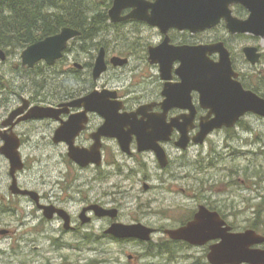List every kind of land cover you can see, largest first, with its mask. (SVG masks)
<instances>
[{"label": "flooded vegetation", "instance_id": "flooded-vegetation-1", "mask_svg": "<svg viewBox=\"0 0 264 264\" xmlns=\"http://www.w3.org/2000/svg\"><path fill=\"white\" fill-rule=\"evenodd\" d=\"M113 5L114 0H112L111 7ZM231 8L233 15L239 19H247L251 14L250 10L242 3L234 4ZM132 11L133 8H125L121 15L127 16ZM127 22H136L148 26V28H157L160 40L157 44L151 46L158 47L162 44H166L171 48H188L190 55L196 52L199 57H190V61L193 60L199 63L206 61L219 62L221 53L219 51L210 52V50H207V46H216L217 44L223 45L229 53L233 71L237 74L233 75L232 78L240 82L245 90L253 91L264 98V65L261 66L262 62H264V48L261 45L264 36H259L252 32H231L225 19H222L220 23L212 28L197 32H193L189 29L181 30L178 28H170L168 32L164 33L159 27H153L146 22L134 19L113 23L120 24ZM70 45L71 44H69L68 48L64 51L63 59L65 60L69 57V51H71ZM150 47L147 50V59H144L145 64L147 63L149 67H154L157 70V79L155 81L158 84L157 91L152 93L148 92L147 89L143 91L132 89V83L130 86L117 88L113 86H103L101 88L117 90V97L113 100H118L122 103L119 111L121 115L129 113L132 119L141 124H149L151 122L153 125L152 128L141 129V131L142 134L149 135L152 138H156L158 135L164 133L162 129L158 130V125L154 127V123L158 122V120L163 125L170 124L174 119H177V122L183 123L186 122L187 117L190 118V115L193 114L194 116L191 115V121L186 123L188 135L187 147L183 149L177 145L182 133L179 129L173 127L166 140H157V144H160L165 150V162L163 164L158 154L153 149L140 150L137 134L135 132L130 134L134 129L133 125L126 123L123 124L122 129L127 136L131 137L127 150H124L120 146L118 138L102 136L100 137L101 161L99 164L90 163L86 166H80L69 156L68 157L71 162L80 169L92 172L95 178L107 179L118 177L128 179L129 181L133 178L137 179V182L143 183V191L148 192L152 189L156 190V198L154 199L158 204V185L155 187L149 186L147 181L155 178L158 182V178L160 181L161 177L174 176L175 172L173 170L176 168L185 169L182 159H173V150L177 152H186L194 146H203L210 135L223 130L232 131L240 125H243L244 119L249 116L261 117L262 119H264V117L256 113L248 112L242 116L233 127L223 126L220 129L213 130L206 136L203 143L195 141V138L201 131L202 120L206 118L211 120L214 115H210V108L202 105L201 93L196 89L190 93L191 101L189 106H173L166 110L164 103L167 97L163 92L166 83L176 84L181 82V77L177 70L181 66L182 61L174 60L168 73L170 78L163 79L161 64L159 62L152 63L149 59ZM246 48L256 49V53L259 54V58L256 62L249 59ZM108 52L109 51L106 49L108 69L104 75L108 71H113L116 75H120L124 72L125 68L129 66V57H126L128 58L126 64L114 65L111 61L112 57H109ZM112 56L114 57L116 55ZM120 57L124 58L125 56L121 54ZM76 63L77 62H73V65H69V67L64 69V75L67 78L76 79L75 90L69 87L70 91L73 90L72 93L55 100H49L46 96L41 97L37 95H32L27 98L30 102L29 110L35 106L58 108L61 112L57 119L43 118L25 120L16 123L12 129H10V127H4L2 124L0 125L2 133L7 132V135L16 134L20 138L21 144L19 151L24 161V169L16 173V179L20 189L32 192L21 194L11 190L10 186L12 185L13 177L10 174V161L0 152V157L4 161L2 166L4 167L6 163L8 166L7 182L9 179L11 180L8 189L5 190L6 187H4L5 191L0 190V264H250L248 262L223 263L219 261L221 256L226 255L233 249L246 247L248 250H264V242H251L253 238H256L255 234L264 237V219L261 218L263 214L255 212L254 216L251 218L240 219L236 217L237 215L234 213L236 209L235 206H230V204L223 203L222 201L212 200L210 193L213 191L205 186L189 187L191 191L188 194L191 201L187 204L190 203V205L186 206L182 204L180 206H174L175 208L185 207L188 209L186 215L177 219V217L169 216L165 214L166 212L162 211L164 217L161 219V222L164 221V223L158 224V217L154 223L148 222L146 219L147 214L150 213L147 212V208L144 207L145 205L142 202L141 196L137 197L139 203L137 204L136 210H138V212L133 209L123 213V209L125 208L124 205L121 201L117 200L118 198H116V195L112 193L114 191H111L114 187L94 201L88 199L81 200L80 202L82 205L80 211L74 213L67 208V201L65 198L61 197L60 194H55L53 188H41L33 186L29 181L23 182V178H26V176L23 177V174L28 169L24 146L26 142L33 141L34 139L31 137L30 131L26 129L19 130L20 126L34 122L44 123L47 126L49 123H53L54 127L52 128L51 137L47 136V138H42L41 140H47L49 143L55 145L65 144L67 146L66 142L62 141L57 143L53 140L55 132L64 122L70 120L71 117L82 113L84 107H72L63 104L81 98L90 93L93 89L99 88L96 86V82H94V86L86 93L80 91L82 90V73L87 70L93 79V67L95 63L90 67H86L82 64L78 67ZM140 74H142V72H140ZM23 98L26 97H21V104ZM19 106L20 104L14 109ZM28 109L25 111V114L29 112ZM7 117L8 116H6L3 121L6 120ZM19 117L20 116H18L14 122L17 121ZM86 117L87 121L84 123V128L75 139V144L82 148H90L96 142L95 134L105 122L104 117L98 112H88ZM153 140L155 141V139ZM4 143L5 140L0 137V148ZM110 145H112V148ZM194 159L203 164L200 165V167H196ZM204 162L205 159L194 157L188 160L189 164L187 166H192L191 170L197 172L201 171L203 167L205 171L206 165ZM189 176L188 173L185 175V177ZM58 183L60 184L61 182L58 181ZM61 186H59L60 189H62ZM53 187L56 188L55 185H53ZM126 187L127 185L124 188ZM1 188L3 189L2 186ZM137 188L138 187L131 185L126 191L124 190L120 194L123 195L131 191H136L138 193ZM166 189L171 193H178V189H181V193L184 194L188 192L182 187H166ZM173 189H175V191H172ZM62 193H64V191H62ZM94 207L99 208L100 212H96ZM200 212L207 213L208 215L212 213L216 214H213L212 218H206V224L203 223L204 226L197 225L194 227V233L191 239L178 238L170 235V231L186 227L191 222L195 221L196 216ZM126 214L130 216V218L123 220ZM155 214L157 216L159 215L158 207H156ZM99 221L107 225V227L103 226L101 232L97 228ZM115 224H141L152 229V232L149 235V239L140 237H120L113 232ZM247 231H252L254 233L244 242L241 241L242 239L238 240L240 234ZM68 238L71 240L68 241ZM82 241L85 243L80 244ZM83 244L87 245L85 249L82 248ZM93 244H99L100 247L98 248L95 246L93 248L91 247ZM113 246L122 249L121 253H125L127 256L126 262H124L122 258L120 259L112 255L111 249ZM127 248H134L135 251L125 252ZM66 250L79 253L92 252L99 256H106V258L88 257L89 259L83 263V260H81V257L84 259L83 255L79 258L80 261H78L75 253L66 255L64 253ZM215 251L216 254H213ZM214 255L218 257L214 258L215 262L212 261V256Z\"/></svg>", "mask_w": 264, "mask_h": 264}, {"label": "rangeland", "instance_id": "rangeland-1", "mask_svg": "<svg viewBox=\"0 0 264 264\" xmlns=\"http://www.w3.org/2000/svg\"><path fill=\"white\" fill-rule=\"evenodd\" d=\"M70 2L84 9L89 8L91 16L99 12L108 13L112 5V0H71ZM159 40L160 35L157 28H148V26L136 22L114 24L109 18L105 22V26H102L99 34L90 42L92 46L88 52L83 50L80 39L72 40L70 42L71 51H69V57H67L69 60L63 59L54 67H48L47 73L41 70L43 68L42 65H45L43 63L38 67L37 70H40L38 72L37 70L36 72L28 71L27 68L23 67L21 55L24 49L18 55L9 56L5 63L0 62V72L6 82L12 84L13 91L8 92L7 95L2 94L3 96H0V125L10 112L21 104L22 96L28 98L32 95H45L49 100L60 98L57 95L67 90L65 88L67 87L66 85L70 87L76 84H66L67 78L62 70L69 67V65H73V62L89 67V64L95 63L102 47L109 51V57H113L112 55L120 56L121 54L125 56L124 58L129 57L130 64L120 75H116L113 71H108L105 75H102L99 81L92 80L96 82V86L99 88L103 86L117 88L130 86L132 83V89L139 91L147 89L148 92L154 93L157 91L158 85L155 82L157 70L154 67H149L147 63L145 64V59L148 56V48L157 44ZM261 45L264 48V40H262ZM262 65H264V62H262ZM82 77L87 80L92 79L91 74L89 77L87 70L82 73ZM87 89L80 91L86 93L90 90ZM45 125L44 123L34 122L23 124L19 128V130L26 129L30 131L31 137L34 139L26 142L24 146L28 169L23 174V177L26 176V178H23V182L29 181L33 186L41 188H53L55 194H60L61 197L65 198L67 208L74 213L80 211L81 200L94 201L114 187L111 191H114L112 193L124 205L123 213L133 209L136 210L139 203L137 197L141 196L144 207L150 213L146 217L148 222L154 223L158 217V224H161L164 223V221L161 222L164 217L162 211L169 216L177 217V219L187 214L188 209L185 207L175 208L174 206L190 205V203L187 204L191 201L188 194L191 191L189 187L205 186L212 189L213 192L210 193L212 200L222 201L230 204V206H235L234 213H236V217L240 219L251 218L255 212H260L263 214L261 218L264 219V203H262L264 202V119L261 117L249 116L244 119L243 125L232 131L223 130L212 134L203 146H194L186 152L173 150V159H182L185 169L176 168L173 170L175 172L174 176L161 177L160 181L158 178V182L155 178L147 181L149 186L155 187L158 185V204L154 199L156 198V190L143 191V183L137 182V179L133 178L129 181L118 177L95 178L92 172L80 169L69 159L68 148L65 144L55 145L47 140H41L52 135L54 124ZM110 147L112 148V145ZM194 157L205 159V171L203 167L201 171L197 172L191 170L192 166H187L189 164L188 160ZM194 161L196 167H200L203 164L195 159ZM3 164L4 161L0 157V188L1 186L3 187L0 190H4V187H6L5 190L8 189L11 182L10 179L7 182V163L4 167L2 166ZM187 173L190 175L189 177H185ZM58 181L61 183L59 184ZM126 185L127 187L124 188ZM131 185L138 187V193L131 191L123 195L120 194ZM59 186L65 190L60 189ZM166 187H182L188 192L184 194L181 193V189H178V193H171ZM172 191H175V189ZM156 207H158V216L155 214ZM136 211L138 212V210ZM129 218L130 216L126 214L123 220ZM103 226L107 227L106 223L99 221L97 228L100 232L103 230ZM70 240L68 238V241ZM82 243L85 242H80V244ZM95 246L100 247L99 244H93L91 247L94 248ZM86 247L87 245L83 244L82 248L85 249ZM111 251L113 256L122 258L126 262L127 256L125 253H121L122 249L113 246ZM128 251L134 252L135 249L127 248L125 252ZM64 253L66 255L75 253L78 261L83 255L84 259L81 257L83 263L89 259L88 257L106 258V256H99L92 252L79 253L66 250Z\"/></svg>", "mask_w": 264, "mask_h": 264}, {"label": "water", "instance_id": "water-1", "mask_svg": "<svg viewBox=\"0 0 264 264\" xmlns=\"http://www.w3.org/2000/svg\"><path fill=\"white\" fill-rule=\"evenodd\" d=\"M237 3L244 4L250 10L251 14L247 19H239L233 15L231 7ZM125 8H133V11L127 16H122V11ZM109 17L112 22L130 19L140 20L150 26L159 27L164 33L168 32L170 28L189 29L193 32L202 31L216 26L222 19H225L231 32H252L256 35L264 36V0H114V5L109 10ZM80 34V30L66 26L59 33L29 45L21 55L23 65L32 68L41 61L46 62L50 66L54 65L64 56V51L68 47L69 41ZM207 50H210V52L219 51L221 53L219 62L206 61L199 63L193 60L190 61V57L198 58L199 55L196 52L190 55L188 48H171L166 44H162L158 47L151 46L149 49L150 61L161 64L163 79L170 78L168 73L174 60L182 61L181 66L177 70L181 77V82L176 84L166 83L163 92L167 97L164 103L166 110L173 106H189L191 101L190 93L194 89L201 93L202 105L211 109L210 115L214 116L211 120L207 118L202 120L201 131L195 138V141L200 143H203L206 136L215 129H220L223 126L233 127L248 112L264 117V98L253 91L245 90L240 82L232 78L233 75L237 74L233 71L229 53L223 45H210L207 46ZM246 53L253 62H256L259 58L255 48H246ZM7 58L6 50L0 47V62H5ZM111 61L114 65H123L128 62V58L114 56ZM76 65L80 67L81 64L76 63ZM107 69L106 49L102 47L93 67V79L99 80ZM117 94V90L108 88L102 90L94 89L81 98L63 104L72 107H84L82 113L64 122L56 130L53 138L57 143L62 141L67 143L68 155L74 162L80 166H86L90 163L99 164L101 161L100 137L102 136L118 138L120 146L127 150L131 137L127 136L122 129L123 124L126 123L133 125L134 129L130 134L134 132L137 134L140 150L153 149L163 164L165 162V150L160 144H157V140H166L173 127H176L182 133L177 145L183 149L187 147L186 123L191 121L193 114H191L192 116L190 115V118L185 117L186 122L183 123L174 119L170 124L163 125L158 120V122L154 123V127L158 125V130L162 129L164 133L152 138L149 135L142 134L141 131V129L152 128L151 122L149 124H141L132 119L129 113L123 115L119 113L122 103L118 100H113L117 97ZM29 105V100L23 98L22 104L11 111L2 125L12 129L16 123L25 120L57 119L61 112L58 108L50 106H35L29 110ZM27 109L29 112L25 114ZM88 112H98L104 117L105 122L95 134L96 142L90 148H82L75 144V139L84 128ZM18 116L20 117L14 122ZM0 137L5 140L0 152L10 161V174L13 177V182L10 186L11 190L21 194L32 193L29 190L20 189L16 179L17 171L24 168V162L19 151L20 138L16 134L7 135V132L2 133L1 129ZM94 209H96V212H100L99 208L94 207ZM213 214L216 213L208 215L200 212L196 216L195 221L188 226L169 233L173 237L191 239L194 227L197 225L201 226L203 223L206 224L205 219L212 218ZM113 232L120 237L149 239L152 229L141 224H115ZM253 233L252 231L242 233L238 240L242 239L241 241L244 242ZM255 236L256 238H253L251 242H264V237L258 234H255ZM213 254H216V251ZM214 258L218 257L216 255L212 256L213 262H215ZM219 262L264 264V250H248L246 247L233 249L226 255L221 256Z\"/></svg>", "mask_w": 264, "mask_h": 264}, {"label": "trees", "instance_id": "trees-1", "mask_svg": "<svg viewBox=\"0 0 264 264\" xmlns=\"http://www.w3.org/2000/svg\"><path fill=\"white\" fill-rule=\"evenodd\" d=\"M70 1L0 0V47L7 51L8 56L18 55L27 46L58 33L64 26H71L81 31L78 39L82 41L83 50L88 52L92 46L90 42L94 40L95 36L101 31L102 26H105V22L108 21V13L99 12L91 16L89 8H81ZM83 44L85 45L84 47ZM41 65L39 64L33 69L23 67L27 68L28 71L36 72ZM42 66V72L47 73L48 66ZM88 66L90 67L91 65L89 64ZM92 80L91 78L90 80L83 78L81 89L86 90L89 86L90 88L88 89H91L94 86V80ZM73 83H76L75 78H67L66 84ZM66 86L67 90L58 94L57 97L61 98L75 90V84L70 86L73 89L72 91H70L68 85ZM12 91V84L6 82V79L1 75L0 96H3L2 94L7 95L8 92ZM43 96L45 95H41V97Z\"/></svg>", "mask_w": 264, "mask_h": 264}]
</instances>
